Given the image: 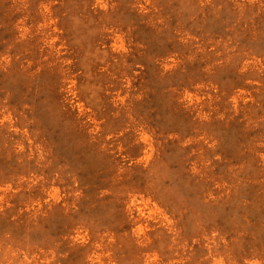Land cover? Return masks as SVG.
I'll return each mask as SVG.
<instances>
[{
    "label": "rangeland",
    "instance_id": "obj_1",
    "mask_svg": "<svg viewBox=\"0 0 264 264\" xmlns=\"http://www.w3.org/2000/svg\"><path fill=\"white\" fill-rule=\"evenodd\" d=\"M0 264H264V0H0Z\"/></svg>",
    "mask_w": 264,
    "mask_h": 264
}]
</instances>
